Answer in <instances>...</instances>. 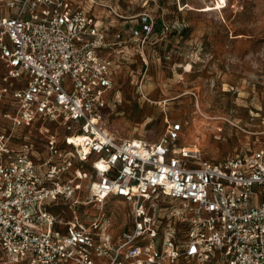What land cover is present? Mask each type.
Returning <instances> with one entry per match:
<instances>
[{
    "label": "built area",
    "instance_id": "1",
    "mask_svg": "<svg viewBox=\"0 0 264 264\" xmlns=\"http://www.w3.org/2000/svg\"><path fill=\"white\" fill-rule=\"evenodd\" d=\"M123 1L144 10L109 36L75 0H3L0 264H264V147L213 161L177 144V122L153 142L107 128L116 51L153 30L155 0ZM111 198L130 204L119 234Z\"/></svg>",
    "mask_w": 264,
    "mask_h": 264
},
{
    "label": "rangeland",
    "instance_id": "2",
    "mask_svg": "<svg viewBox=\"0 0 264 264\" xmlns=\"http://www.w3.org/2000/svg\"><path fill=\"white\" fill-rule=\"evenodd\" d=\"M75 1L90 8L109 36L144 10L123 0ZM3 4L0 0V8ZM147 10L152 33L136 38L117 58L107 128L122 138L153 142L168 122H177V144L194 146L213 161L264 147V0H155ZM5 107L1 98L0 112ZM24 131L42 147L36 131ZM83 168L88 170V162ZM159 204L180 212L176 201ZM85 211L93 217L98 212L91 206ZM102 211L114 234L131 225L130 204L123 199H109ZM176 216L177 238L183 224ZM168 223L164 220L163 230Z\"/></svg>",
    "mask_w": 264,
    "mask_h": 264
},
{
    "label": "crops",
    "instance_id": "3",
    "mask_svg": "<svg viewBox=\"0 0 264 264\" xmlns=\"http://www.w3.org/2000/svg\"><path fill=\"white\" fill-rule=\"evenodd\" d=\"M127 26H129V25H126V26H124L123 28H126ZM128 45H130V43L129 44H125V45H123V46H121L120 48H118L117 49V51H116V58H118V59H121L122 57L121 56H119L120 54L122 55V54H124V50L127 48V46ZM136 45V44H135ZM118 52V53H117ZM119 63H120V61H119ZM120 68V67H119ZM118 68V69H119Z\"/></svg>",
    "mask_w": 264,
    "mask_h": 264
}]
</instances>
